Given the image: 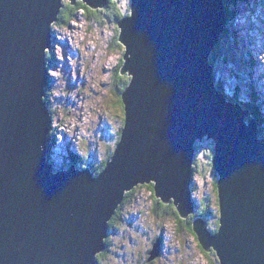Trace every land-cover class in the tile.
Returning <instances> with one entry per match:
<instances>
[{"label":"water","instance_id":"water-1","mask_svg":"<svg viewBox=\"0 0 264 264\" xmlns=\"http://www.w3.org/2000/svg\"><path fill=\"white\" fill-rule=\"evenodd\" d=\"M78 1L94 10L109 2ZM131 1L117 23L120 73L130 77L124 126L96 174L48 160L47 49L64 0H0V264H99L110 220L140 184L155 181V196L189 218L195 146L206 135L215 141L220 227L213 233L198 216L193 230L220 264H264V137L245 102L212 85L226 0Z\"/></svg>","mask_w":264,"mask_h":264},{"label":"rangeland","instance_id":"rangeland-1","mask_svg":"<svg viewBox=\"0 0 264 264\" xmlns=\"http://www.w3.org/2000/svg\"><path fill=\"white\" fill-rule=\"evenodd\" d=\"M235 1L217 44L216 57L213 54L215 75L217 81H222L225 89H219L226 95L241 97L244 89L252 106L260 108L264 106V0ZM115 2L117 12H131V0ZM106 7L99 9L103 11L96 12L93 20L89 16L92 11L86 13L78 8L66 24L55 21L53 26V45L51 50L47 49V54L51 52L48 58L51 79L46 101L53 116L50 162L56 170L70 160V164H78L71 155L83 166L99 169L115 152L124 126L125 113L120 101L122 81L129 76L121 74L119 66L125 47L117 38L120 31L117 12ZM117 76H122V80L116 82ZM239 102L243 104L240 99ZM196 146L198 166L195 165L191 185V189L195 187L196 209L201 211L209 206L216 214L206 216L209 227L218 230V174L212 162L215 142L206 135L197 140ZM154 184L155 181L134 187L128 199L118 205L105 238L109 242L97 256L98 262L220 264L217 252L204 250L193 229L181 222L184 217L176 215L173 202L170 216L162 210L166 203L154 210L156 201H160L155 196ZM159 241L162 248L157 249Z\"/></svg>","mask_w":264,"mask_h":264},{"label":"trees","instance_id":"trees-1","mask_svg":"<svg viewBox=\"0 0 264 264\" xmlns=\"http://www.w3.org/2000/svg\"><path fill=\"white\" fill-rule=\"evenodd\" d=\"M235 2H237V0L235 1ZM64 3H65V5L63 6V8L61 9V12H60V14H59V20L57 21V23L58 24H66L70 19H72L73 18V16L75 15V13H76V10L78 9V8H82L83 10H85V12L87 13V11L86 10H88V11H92L93 12V15H89L90 16V19L91 20H93L94 18H95V16L96 15H98L96 12H100V11H103V10H94V9H92V8H90V7H88L85 3H83V2H78L77 3V7L76 6H74V4H72V3H70V2H68V0H65L64 1ZM226 5H227V9H229L228 11H227V18H229V16L232 14V6L233 5H235V4H233L234 3V0H226ZM106 8H108L110 11H112V12H117L118 10V7H117V3L115 2V0H110V4H109V6L108 7H106ZM125 14L127 15L128 13H121V12H117L116 13V18H117V20L118 19H121L122 17H124L125 16ZM236 17H237V15L236 14H234ZM115 18V19H116ZM235 18V17H234ZM235 20V19H234ZM227 24H228V22H227ZM225 30H226V28H225ZM225 30H224V32H225ZM118 33L120 34V31H118ZM117 38H118V40H119V36L117 35ZM236 40V39H235ZM119 44V43H118ZM51 52H49L48 53V58H51V54H50ZM214 53H218V49L216 48L214 51H213V53H212V64H213V54ZM216 54H214V56L216 57ZM122 65H123V61L121 62V64H120V66H119V68H120V71H121V67H122ZM118 78H115V80H116V82H119V79L120 78H122V76H117ZM122 79H120V81H121ZM129 80H130V77H127L125 80H123L122 82H123V89H122V91L126 88V86H127V84L129 83ZM218 85H219V87H221L223 90L225 89L224 88V86H223V83H222V81H218ZM121 91V92H122ZM248 91H246V90H242V96L240 97L238 94H236L237 96H231L230 97V99L231 100H241V101H243V102H246L244 105V107H246L247 109H249L251 112H252V114H253V116L255 117V119H256V121L258 122V125H259V127H260V129H261V136H263L264 137V114L262 113V111L258 108V107H253L252 105H253V103H251V98H248ZM261 108V107H260ZM262 109V108H261ZM125 113V112H124ZM123 128V127H122ZM121 132H122V130H121ZM53 132L51 133V135H50V139H49V150H48V160L49 161H51V158H49L50 157V153H51V148H52V139H53ZM120 138H121V133H120ZM120 138H119V141H120ZM118 141V142H119ZM197 150H199L198 148H197ZM214 153V152H213ZM212 153V154H213ZM212 154H210L211 155V157L214 155H212ZM113 155V154H112ZM112 155H110L103 163H102V167L101 168H99L98 170H96V168H93V170L96 172V174H98V173H100L104 168H105V166L107 165V162L109 161V159L112 157ZM72 158H73V160L74 161H76L78 164H82V165H85L84 163H80V162H78L77 161V158L76 157H74V155H72L71 156ZM195 165H197L198 166V162H195V164H194V168L196 169V166ZM152 187V186H151ZM192 191L193 192H195V187L194 186H192ZM217 191H218V187H217ZM132 192H134V190H132V191H130V192H127V194H126V197H125V200H124V202L128 199V197H129V195L132 193ZM123 202V203H124ZM123 205V204H122ZM121 205V206H122ZM163 206V203L161 202V200L160 201H156V205H155V207H154V210L155 211H157L158 209H159V206ZM197 205V208H198V204H196ZM167 207H168V205H166V207L164 208V209H162L163 210V212L164 213H166L167 214V212H168V210H167ZM177 210V209H176ZM220 210V209H219ZM178 211V210H177ZM118 213V212H117ZM117 215V214H116ZM176 215L177 216H179V213H177L176 212ZM212 215H215L216 216V214H213V212L210 210V207L209 206H206V209L205 210H199L198 211V209H196V213H193V214H191V216L189 217V218H182V222H184V223H188V225H189V227L191 228V229H193V221L195 220V218L196 217H198V216H212ZM181 217V216H180ZM180 217H179V221H180ZM187 220V221H186ZM217 222H218V229H219V227H220V215H219V219L217 220ZM210 228V227H209ZM212 230V229H211ZM194 231V230H193ZM214 233H216V232H218V230H212ZM107 241V244H108V242H109V240H106ZM214 251L215 252H217L215 249H214ZM218 255V254H217ZM100 264V263H99Z\"/></svg>","mask_w":264,"mask_h":264},{"label":"bare ground","instance_id":"bare-ground-1","mask_svg":"<svg viewBox=\"0 0 264 264\" xmlns=\"http://www.w3.org/2000/svg\"><path fill=\"white\" fill-rule=\"evenodd\" d=\"M65 1V0H64ZM70 2H71V0H69ZM80 2V1H79ZM82 2V1H81ZM64 5H65V3H63ZM110 4V0H109V2L107 3V5L106 6H108ZM131 4H132V1H131ZM63 5V6H64ZM74 5H76V4H74ZM105 6V7H106ZM104 8V7H103ZM131 10V9H130ZM130 13V12H129ZM128 13V14H129ZM127 14V15H128ZM120 30V29H119ZM234 36L236 37V35L234 34ZM246 39V37L243 35V38H242V40H245ZM217 80V78H215V81ZM213 86H214V88H216V89H218L219 91H221L219 88H221V87H215V86H217V85H214V84H212ZM222 89V88H221ZM221 92H223V91H221ZM220 92V93H221ZM226 93V92H225ZM226 94H224L223 95V98L225 99L226 98ZM261 108H259L261 111H262V113L264 114V106H260ZM52 112V111H51ZM258 133H260L259 132V129H258ZM211 140H214L212 137L210 138ZM48 142H49V139H48ZM48 142H47V144H48ZM215 142V141H214ZM47 147H48V150H49V144L47 145ZM215 148V147H214ZM116 149V148H115ZM195 151H196V156H195V159L193 160V162H192V168H194V164H195V161H196V158H197V155H198V151L199 150H197V146H195ZM51 150H52V148H51ZM50 158V157H49ZM93 169V168H92ZM190 176H191V174H190ZM193 177H194V175H192V177H191V182H190V188H189V194H190V197H191V200H192V198H193V200H194V202H196V200H195V198H194V194H193V191H192V189H191V185H192V181H193ZM141 185V184H140ZM197 204V203H196ZM196 206V205H195ZM201 217H204V216H201ZM207 218V217H206ZM207 221H208V218H207ZM208 223H210V222H208ZM219 230V229H218ZM213 232V231H212ZM214 233V232H213ZM163 240V238L161 237V241ZM99 255V254H98Z\"/></svg>","mask_w":264,"mask_h":264},{"label":"flooded vegetation","instance_id":"flooded-vegetation-1","mask_svg":"<svg viewBox=\"0 0 264 264\" xmlns=\"http://www.w3.org/2000/svg\"><path fill=\"white\" fill-rule=\"evenodd\" d=\"M88 6V5H87ZM109 6V5H108ZM107 6V7H108ZM89 7V6H88ZM97 10V9H96ZM122 105V104H121ZM122 108H123V106H122ZM167 205H168V207H167V210H168V215L170 216V202L169 203H166ZM182 222V221H181Z\"/></svg>","mask_w":264,"mask_h":264},{"label":"clouds","instance_id":"clouds-1","mask_svg":"<svg viewBox=\"0 0 264 264\" xmlns=\"http://www.w3.org/2000/svg\"><path fill=\"white\" fill-rule=\"evenodd\" d=\"M260 132H261V131H260ZM51 133H52V132H51ZM260 136H261V134H260ZM262 137H263V136H262ZM71 156H72V155H71ZM71 156H70V157H71ZM66 157H67V156H66ZM69 163H71V160H70ZM75 164H76V163H75ZM77 165H79L80 167H87V166H83L82 164H77ZM101 167H102V165H101ZM101 167H100V168H101ZM97 170H98V169H97ZM161 202H162V201H161ZM162 203H163V202H162ZM170 204H171V203H170Z\"/></svg>","mask_w":264,"mask_h":264}]
</instances>
